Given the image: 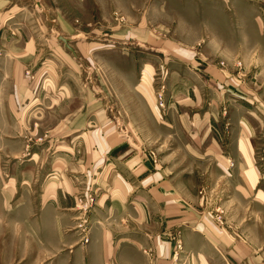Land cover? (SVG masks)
<instances>
[{"label": "rangeland", "instance_id": "rangeland-1", "mask_svg": "<svg viewBox=\"0 0 264 264\" xmlns=\"http://www.w3.org/2000/svg\"><path fill=\"white\" fill-rule=\"evenodd\" d=\"M14 14L18 18L5 23V36L33 37L44 49L36 65H25V77L39 81L49 72V89L68 86L74 95L58 111L49 110V128L80 103L101 102L121 136L143 138L155 159L176 175L182 194L195 196L192 208L252 235L264 250V204L229 189L241 182L235 175L240 158L227 156L224 165L203 156L206 144L187 149L191 131L205 137L209 113L233 116L235 122L245 115L264 188V0H0V17ZM220 101L230 105L223 110ZM174 118L186 125L161 124ZM190 118L195 126L189 130ZM230 119V127L220 119L216 128L233 139L238 128ZM0 129L14 135L12 127ZM227 144L234 149V141ZM0 145L8 155L0 158V264H53L49 212L38 204L48 169L42 167L37 182L12 196L6 184L23 170L12 153L23 143L11 139ZM226 170L231 173L223 178ZM88 198L94 205V197ZM81 241L89 239L82 235ZM172 256L184 264L187 255L176 247ZM65 258L71 262L72 253Z\"/></svg>", "mask_w": 264, "mask_h": 264}, {"label": "crops", "instance_id": "crops-1", "mask_svg": "<svg viewBox=\"0 0 264 264\" xmlns=\"http://www.w3.org/2000/svg\"><path fill=\"white\" fill-rule=\"evenodd\" d=\"M17 18V14L0 17V127H12L14 134L0 129V143L11 139L23 143L21 151L12 153L23 170L21 175L10 176L6 184L10 195L15 196L18 188L31 187L45 171L40 169H48L38 204L49 212V262L176 264L172 251L181 247L187 255L184 264H264V250L252 235L222 226L192 208L198 202L195 196L182 194L176 175L155 159V152L147 149L143 138L138 141L122 137L103 113L101 102L80 103L49 128V110L58 111L74 95L68 86L49 89V72L39 81L31 82L25 77V65H36L44 49H39L33 37L21 40V36H5V23ZM220 103L223 110L230 105ZM209 114L205 137L191 131L187 149L195 146L201 150L206 144L203 156L222 164L227 156L240 158L235 175L241 182L231 183L229 189L244 197L254 196L263 205L264 188L260 187L261 172L253 157L250 123L245 115L238 116L235 122L233 116L230 119L221 117L220 112ZM178 119L160 123L170 127L186 125L185 120ZM220 119L234 122L238 128L235 138L216 128ZM191 121L190 118L189 130L191 124L195 126ZM225 125L230 127L231 123L227 120ZM232 141L234 149L227 144ZM4 148L0 145L1 159L8 156ZM223 172V178L231 173ZM89 205L92 209L87 210ZM87 212L88 225L81 228V224L85 227ZM82 235L89 239L88 243H82ZM67 251L72 253L71 262L66 261ZM55 255H61L60 260H54Z\"/></svg>", "mask_w": 264, "mask_h": 264}, {"label": "water", "instance_id": "water-1", "mask_svg": "<svg viewBox=\"0 0 264 264\" xmlns=\"http://www.w3.org/2000/svg\"><path fill=\"white\" fill-rule=\"evenodd\" d=\"M62 41H64L65 43H67L65 38H61ZM69 47V45H67Z\"/></svg>", "mask_w": 264, "mask_h": 264}, {"label": "built area", "instance_id": "built-area-1", "mask_svg": "<svg viewBox=\"0 0 264 264\" xmlns=\"http://www.w3.org/2000/svg\"><path fill=\"white\" fill-rule=\"evenodd\" d=\"M160 97H161V95H160ZM159 106L163 107V103H160V105H159Z\"/></svg>", "mask_w": 264, "mask_h": 264}]
</instances>
